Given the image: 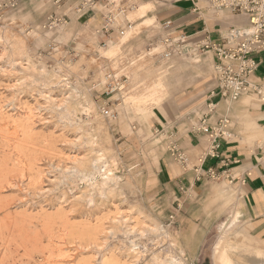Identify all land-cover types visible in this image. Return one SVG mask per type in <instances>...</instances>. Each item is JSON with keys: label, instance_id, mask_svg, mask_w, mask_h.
Wrapping results in <instances>:
<instances>
[{"label": "rangeland", "instance_id": "1", "mask_svg": "<svg viewBox=\"0 0 264 264\" xmlns=\"http://www.w3.org/2000/svg\"><path fill=\"white\" fill-rule=\"evenodd\" d=\"M12 1L0 0V264H216L224 243L235 264H264V240L251 235L237 186L209 179L199 196L173 202L156 183L168 151L154 109L166 106L170 121L203 104L213 54L155 60L138 38L154 23L141 21L143 8L128 15L133 29L110 53L72 3ZM63 15L68 24L44 29ZM107 67L128 80L110 96L116 121L100 112ZM151 70H177L174 86ZM240 119L257 150L263 130Z\"/></svg>", "mask_w": 264, "mask_h": 264}, {"label": "crops", "instance_id": "2", "mask_svg": "<svg viewBox=\"0 0 264 264\" xmlns=\"http://www.w3.org/2000/svg\"><path fill=\"white\" fill-rule=\"evenodd\" d=\"M154 5V10L150 11V5ZM198 6L199 10H196ZM145 10L139 17L143 23L150 22L154 19L153 27H147L138 38L143 40H150L152 33H161L162 26L165 23H171V29L175 34L184 35L192 42H201L206 39L216 42L220 40L221 34L229 29L235 27L246 26L248 21L244 16L235 15L237 20L228 21L224 19L221 13H230L223 11L214 13L209 10L206 5L201 3L197 5L194 1L179 0L174 3H164L158 0H151L143 2L140 7ZM100 11L97 8L85 16H78L79 20L86 27L96 32L102 28V20ZM142 23V24H143ZM141 24V25H142ZM149 28H152L148 30ZM117 36H112V42H115ZM125 40L123 38L117 44H109L111 51H115L116 47ZM101 43V40L98 38ZM108 47V49H109ZM127 58V54L123 55V59ZM122 60V59H121ZM155 60H160L155 58ZM256 61L259 65L257 75L264 77V52L256 56ZM214 56H213V72H214ZM160 70H151L152 76L161 77L162 80L168 77V90L174 86L172 80L176 78L177 70L171 76L159 72ZM211 89L202 97L205 100L197 108L193 109L184 117L173 116L169 121L167 115L170 111H166V106L160 105L159 108L154 109L156 120L154 126L157 131L173 130L177 133L178 143L180 149L187 158L186 166L177 162L168 152H163L159 158L156 168V183L160 190L167 193V197H171L173 202L180 201L199 196L198 193L206 184L209 177L207 175L210 169H215L220 173V179L227 180L230 185L237 186L242 191V208L241 212L245 221L249 226L251 235L259 240H264V150L258 148L255 150L249 143L252 141L249 135V128H247L246 136L243 137L241 128V116L247 117L250 125L259 127L264 133V107L257 105V108L245 104L243 98L238 102L226 104L221 102L218 107V117L227 116L232 121V131L235 135L233 141L223 143L220 149V157L211 159L206 156L208 143L206 137L200 133L192 131V124L198 123L202 114L206 112L207 100L210 99L209 94L216 89V81L211 85ZM167 90V91H168ZM164 100V99H163ZM190 100V99H189ZM217 102L218 99H214ZM192 103V99L185 107ZM165 107V108H164ZM168 107V106H167ZM170 118V117H169ZM216 118L213 119L215 121ZM247 121V122H248ZM249 123H247L249 125ZM203 158V163L199 160ZM198 161V165L196 164ZM192 165V166H191ZM235 217L231 224L235 223ZM216 253V257L218 255ZM215 257V261H216Z\"/></svg>", "mask_w": 264, "mask_h": 264}, {"label": "built area", "instance_id": "3", "mask_svg": "<svg viewBox=\"0 0 264 264\" xmlns=\"http://www.w3.org/2000/svg\"><path fill=\"white\" fill-rule=\"evenodd\" d=\"M18 0H13L15 5ZM55 7L61 8L67 2L73 4L74 12L78 16H85L100 7L102 28L96 31L101 40V46L107 48L112 36L124 37L127 31L133 29V23L128 15L137 11L145 1L151 0H51ZM164 3H174L179 0H158ZM189 1V0H187ZM197 5L203 3L214 13L227 11L235 15L244 16L248 23L246 26L229 28L225 30L219 41L206 39L192 43L186 36L175 34L171 23L162 26L161 33L150 39L148 52L160 60H172L195 54L212 53L214 62V79L216 89L211 92L207 100L206 112L198 123L192 124V131L200 133L207 139L208 148L206 156L211 159L220 157L223 143L233 141L235 135L232 131V121L226 115L218 117V107L221 102L232 104L245 97H252L255 102L264 107V77H259V65L254 58L264 52V0H191ZM199 10L198 6L195 8ZM63 17L53 16L47 20L44 29L51 31L61 25L68 24ZM52 46H55L53 43ZM56 47V46H55ZM118 75V74H117ZM110 67L106 68V90L104 94L109 97L100 107L103 118L116 121L118 112L113 104L112 96L115 93H124L127 89L125 76H117ZM214 99H218L214 102ZM216 118L215 121L213 119ZM167 141V151L177 162L186 166L187 158L180 149L177 133L173 130L158 132ZM264 150V143L259 147ZM201 158L199 163H203ZM209 179L219 180L220 173L210 169L207 173Z\"/></svg>", "mask_w": 264, "mask_h": 264}, {"label": "bare ground", "instance_id": "4", "mask_svg": "<svg viewBox=\"0 0 264 264\" xmlns=\"http://www.w3.org/2000/svg\"><path fill=\"white\" fill-rule=\"evenodd\" d=\"M107 50V49H106ZM111 51V50H110ZM111 53V52H110ZM159 83H160V81H159ZM158 85V84H157ZM158 87V86H157ZM151 90V89H150ZM152 91H154V90H152ZM151 91V92H152ZM148 93V92H147ZM155 93V92H154ZM146 94V93H145ZM155 95V94H154ZM146 97V96H145ZM150 97V96H149ZM136 98V97H135ZM155 98V97H154ZM130 99V98H129ZM134 98H132V100H133ZM137 99V98H136ZM140 99V98H139ZM140 100H142V99H140ZM144 100V99H143ZM154 100V99H153ZM157 100V99H156ZM148 102V101H147ZM152 103V102H151ZM145 104V103H144ZM143 104V105H144ZM140 105V104H139ZM136 106L134 105V108H135ZM141 110V109H140ZM146 111V110H145ZM146 113V112H145ZM148 113V112H147ZM144 114V113H143ZM27 131V130H26ZM95 170H96V168H95ZM101 170V169H100ZM107 179V178H106ZM229 239V238H228ZM226 242V241H225ZM228 246H229V243H224L223 245H222V248H221V250H220V252H219V254H218V257H217V259H216V264H235L234 262H233V260H232V258H231V256H230V258H229V256L227 255V248H228ZM230 255V254H229ZM239 260H240V258H239ZM237 262V261H236ZM244 264V263H243Z\"/></svg>", "mask_w": 264, "mask_h": 264}]
</instances>
